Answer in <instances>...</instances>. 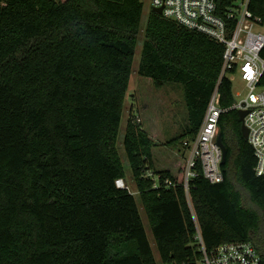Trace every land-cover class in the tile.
I'll list each match as a JSON object with an SVG mask.
<instances>
[{
	"label": "trees",
	"instance_id": "16d2710c",
	"mask_svg": "<svg viewBox=\"0 0 264 264\" xmlns=\"http://www.w3.org/2000/svg\"><path fill=\"white\" fill-rule=\"evenodd\" d=\"M250 9L264 18V0ZM143 15V0H0V264H200L197 223L208 248L250 241L264 263V174L238 109L220 118L224 180L191 184L198 221L183 164L158 168L134 118L124 147L136 194L116 184L127 176L118 139L142 35L140 74L183 85L188 123L172 141L196 135L219 81L222 107L236 101L221 78L224 44L153 8L141 34Z\"/></svg>",
	"mask_w": 264,
	"mask_h": 264
},
{
	"label": "built area",
	"instance_id": "2783aa9c",
	"mask_svg": "<svg viewBox=\"0 0 264 264\" xmlns=\"http://www.w3.org/2000/svg\"><path fill=\"white\" fill-rule=\"evenodd\" d=\"M151 1L153 9L163 8L165 17L224 44L221 78L228 76L234 81L239 76L249 89L245 99L236 100L230 107H222L219 81L199 130L194 137L183 141L186 155L182 180H178L183 184L193 209L190 187L195 178L203 175L212 183L224 180V152L218 137L220 118L229 109L248 110L245 122L249 129L247 139L256 157L254 170L257 175L264 174V87L259 84L264 74V18L250 9L251 0H233L225 10L219 8L217 0ZM146 176L154 180L155 188L162 186L160 174L148 170ZM116 184L133 192L124 178H118ZM175 184L171 178L165 179L166 187ZM195 238L202 252L200 264H264L261 254L250 241L224 242L208 248L198 223Z\"/></svg>",
	"mask_w": 264,
	"mask_h": 264
},
{
	"label": "rangeland",
	"instance_id": "374dc122",
	"mask_svg": "<svg viewBox=\"0 0 264 264\" xmlns=\"http://www.w3.org/2000/svg\"><path fill=\"white\" fill-rule=\"evenodd\" d=\"M144 15L142 31L145 28L148 15L152 9L151 0H143ZM143 35L140 43L136 47V54L133 62L130 83L126 93L120 135L118 145L124 164L127 169L126 182L133 192H136L135 181L131 175L128 158L124 147V136L130 118L141 125L148 135L153 139L152 148L155 164L158 168L171 169L176 173L184 163L186 150L183 147V140L172 141L185 131L188 123V108L184 98L183 85L177 82H167L162 86H157L153 79L140 74V64L142 59ZM249 89L241 81L240 77H235L233 81V93L236 100L245 99ZM187 139V138H186ZM180 173V172H179ZM136 194V193H135ZM142 218L144 220L148 238L152 244L157 260L160 262L159 251L156 246L152 228L149 223L147 213L139 199ZM193 205L192 213L198 221L197 213ZM162 264V263H160Z\"/></svg>",
	"mask_w": 264,
	"mask_h": 264
},
{
	"label": "water",
	"instance_id": "95a60500",
	"mask_svg": "<svg viewBox=\"0 0 264 264\" xmlns=\"http://www.w3.org/2000/svg\"><path fill=\"white\" fill-rule=\"evenodd\" d=\"M154 10L156 12H158V13H162L163 8L162 7H154ZM243 105H245V103H243ZM247 111H248L247 109H243V108L238 109L240 118L242 120V132H243V135L246 138H248V133H249V129H248V127L246 125V122H245V116L247 114ZM218 143L222 147L223 152H224V155H225L227 148H226V145H225V143L223 141V138H222V134L221 133L219 134V137H218Z\"/></svg>",
	"mask_w": 264,
	"mask_h": 264
}]
</instances>
